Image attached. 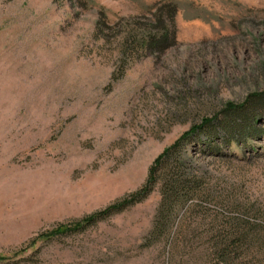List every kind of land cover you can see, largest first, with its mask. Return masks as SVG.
<instances>
[{"label":"rangeland","instance_id":"1","mask_svg":"<svg viewBox=\"0 0 264 264\" xmlns=\"http://www.w3.org/2000/svg\"><path fill=\"white\" fill-rule=\"evenodd\" d=\"M165 30L166 48L142 44ZM263 93L264 0H0V264H221L206 230L240 217L264 243V118L223 141L228 105ZM215 117L212 135L183 141L201 189L170 245L147 239L158 186L47 237L140 191L165 149ZM250 254L264 262V245Z\"/></svg>","mask_w":264,"mask_h":264},{"label":"trees","instance_id":"2","mask_svg":"<svg viewBox=\"0 0 264 264\" xmlns=\"http://www.w3.org/2000/svg\"><path fill=\"white\" fill-rule=\"evenodd\" d=\"M171 13L169 20L173 22L175 11ZM103 25H105V21L102 18L98 22V26L101 27ZM167 31L165 30L159 38L154 36L148 38V40H144L142 44L145 47H150L155 50L166 48L169 39V32ZM250 103H259L264 107V93L250 96L244 104L239 106L228 105V110H230V123L223 127L225 133L223 141L227 148L231 147L232 142L234 143V136L236 134H238V137H244L247 140L252 134L258 133L254 125L259 118H264V112H256L251 107V110L247 113L245 109ZM216 119V117L213 119H204L199 126L191 128L175 144L165 149L154 161L149 171L146 184L140 191L118 201L102 212L85 218L81 222L71 226H60L47 234V237L82 231L87 226L95 224L109 215L140 203L158 186L160 201L156 210L153 226L147 239L149 244L163 240L170 245L171 242L177 239L175 237L176 231L172 230V226L179 216L180 210L184 209L187 201L196 196L201 189V180H198L196 174L189 172L185 167L188 164L182 154V150L185 148L183 141L188 140L195 131H206L209 137V135L214 133V128L211 124ZM208 151L214 154L219 153L217 147L209 148ZM221 225H223L221 228L218 226L206 230L208 236H211L210 238L213 240L212 255L216 257L215 260L217 263L243 264L242 258H249L248 263L245 264H264L263 261H260L263 258L259 259V257L256 258V256L253 257L250 254L254 248L261 250L262 245H264L263 238L260 235V232H262L261 229L263 230V228L260 225L245 217L238 219L229 218L227 224L223 223Z\"/></svg>","mask_w":264,"mask_h":264}]
</instances>
